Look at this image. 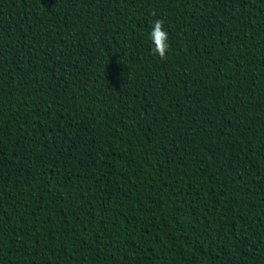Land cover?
Segmentation results:
<instances>
[{
    "label": "trees",
    "instance_id": "1",
    "mask_svg": "<svg viewBox=\"0 0 264 264\" xmlns=\"http://www.w3.org/2000/svg\"><path fill=\"white\" fill-rule=\"evenodd\" d=\"M0 264H264V0H0Z\"/></svg>",
    "mask_w": 264,
    "mask_h": 264
},
{
    "label": "clouds",
    "instance_id": "2",
    "mask_svg": "<svg viewBox=\"0 0 264 264\" xmlns=\"http://www.w3.org/2000/svg\"><path fill=\"white\" fill-rule=\"evenodd\" d=\"M155 15V14H153ZM149 39L152 45V52L161 61H167L170 51L169 33L164 28V22L155 19L151 24Z\"/></svg>",
    "mask_w": 264,
    "mask_h": 264
}]
</instances>
